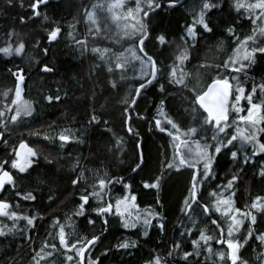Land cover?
<instances>
[{
	"label": "snow or ice",
	"instance_id": "6c2138e0",
	"mask_svg": "<svg viewBox=\"0 0 264 264\" xmlns=\"http://www.w3.org/2000/svg\"><path fill=\"white\" fill-rule=\"evenodd\" d=\"M47 2L48 0H32L28 7V18L42 17L44 21H48V15L40 11L41 6L47 7ZM6 3L9 7L13 6V0H6ZM182 6V0H130V3L126 0H105V5L94 2L82 6L81 15L88 25L87 35L82 39H74V46L85 49L89 38H100L96 17V10L100 7H105L111 20L120 29V38L110 40V46L97 45L90 49L91 53L106 64L109 74H122L119 80L108 82L110 89L121 86V81L126 79L123 73L132 62L139 65L138 76L131 82L132 90L121 101V127L131 144L129 150L125 151V139L117 137L115 148L109 149L110 163L122 172L130 171L137 175L148 169L151 174L142 181V188L154 192L155 196L153 204H145L141 208L137 203V195L130 191L131 184L125 182V176L115 175L106 169L89 170L80 164V158L69 157L73 161L69 170L73 190L80 189L81 184L85 188L78 196L73 213L65 215L64 223L59 218L48 217L52 219L53 230L48 233L51 239L43 241L38 250H32L28 264H57L58 259L60 264H102L99 257L92 259L88 255L100 239L98 235L74 240L68 238L71 233L66 234L65 229L71 228L72 221L76 218H83L88 225L93 226L99 220L102 230H107L112 220L117 219L122 228L136 229L144 237L149 236V228L155 220L158 231L165 232L167 221L158 210L164 207L160 193L174 176L185 178V194H182L178 202V211L184 221H187H182L176 231L181 239L185 236L189 238L191 250H184L182 244L173 239L170 247L163 252L153 251L143 264H201V257L204 264H209L210 260L212 264H249V259H245L243 253L251 248L250 240L259 241L260 249L254 252L252 264H264V232L257 233L254 227L257 225L258 215L264 221V193L250 197L243 208L237 206V191L245 167L253 168L254 176L264 180V83H253L249 91L239 82L238 76L234 75L246 72L256 62L258 54L264 57V0H233L230 7L236 14L247 15L252 26L250 34L245 33L241 37L237 35L234 26L226 28L229 39H235V47L231 48L230 54L224 52L226 59H221L215 65V75L210 74L208 79L211 82H205L203 87H189L190 73L184 69L193 59L205 61L198 64V68L212 67L206 62V57L199 55V50L213 47L201 44V41L216 35L217 24L211 17L222 10L221 0H193L191 21L185 24L182 35L171 41L165 33L155 35L154 39L162 49H173L169 57L170 64L163 65L160 54L150 55L145 50L146 42L153 38L155 32L150 27L153 17L159 15V11L165 7L176 11ZM20 7L23 8V4ZM19 22L27 23L24 16L19 17ZM61 33L62 27L57 24L47 31L45 39L50 42L57 41ZM17 35L14 29L6 31L5 43L0 46V54L7 58L5 62L12 64V68L6 69V76L3 78L11 80V87L5 85L0 91V143L4 144L8 143L4 138L10 137L17 128L30 127L31 123L36 122L38 103L53 105L71 100L66 92L61 95L60 88L41 91L39 101L35 103L25 98L29 95L26 89L27 81L31 79L30 73L34 70L42 75H55V65L47 62L48 48H40L39 41L35 45H26L23 41L15 43ZM68 35L72 36V33L69 32ZM219 45L223 47V42H219ZM29 47L37 48L39 59L26 50ZM192 49L197 50L195 55ZM14 54L21 58V64L13 63ZM161 80L173 87L178 94L187 93V99L183 102L188 104V108L175 111L189 112L193 117L192 126L181 127L169 114L172 110L170 100L175 97H170L166 103L164 97L168 89L164 83H160ZM233 81L236 82L235 88ZM155 84H159L161 99L155 105V114H150L146 122L151 121L150 131L157 129L159 133L166 134L165 145L170 139L172 152L170 156L165 154L163 160L158 156L155 168L149 169V159L144 147L147 141L133 128L135 121L132 112L138 107V99L143 90ZM242 100L247 103L246 109L238 106ZM107 114L101 112L97 115L93 111L86 122L87 126L98 127L101 123L106 124L107 121H103L101 117ZM209 131L212 133L210 137L206 134ZM28 135L35 137L36 142H58L60 149L73 140L77 143L84 142L76 139L70 128L52 133L32 130ZM117 153H122L124 158ZM226 154L230 158L228 163L235 165V171L229 172L224 182L215 183L213 187L207 182L214 181L217 177L215 169L220 167V158ZM40 159L38 150L30 146L22 136L17 137L9 159L0 158V196L9 188L13 190L12 200L0 198V216L9 218L12 222L11 227L0 226V245L8 244L10 236L15 232L17 221H24L27 227H35L37 220L45 219L43 216L26 214L29 209L21 208L20 200L36 202L42 193L35 190L46 186L49 189L48 201L55 202L51 183L45 185L42 181L32 179V173L37 171ZM43 160L49 169L53 167V160L58 162L57 157L49 159L44 156ZM9 168L16 170L21 180L29 179L34 185L33 191L17 190V180ZM41 175L50 177L51 173L46 171ZM117 184L123 185L124 195L114 202L111 199L105 200L110 186ZM93 200L102 201L103 206L92 207ZM93 213L96 220L91 218ZM195 217L205 218L207 225L200 227ZM208 225L215 234H209ZM140 226L143 227L142 232ZM137 243L136 240L123 239L115 247L130 249L137 247ZM213 243L219 246L215 250ZM67 252L72 254L68 255Z\"/></svg>",
	"mask_w": 264,
	"mask_h": 264
},
{
	"label": "trees",
	"instance_id": "16d2710c",
	"mask_svg": "<svg viewBox=\"0 0 264 264\" xmlns=\"http://www.w3.org/2000/svg\"><path fill=\"white\" fill-rule=\"evenodd\" d=\"M182 1L183 6L178 7L176 11L165 7L151 21L150 27L155 32L153 33V38L146 42L145 50L150 55L160 54L163 65L171 63L169 57L173 49H162L154 37L160 33H165L171 41L177 36L182 35L185 24L191 21L193 0ZM232 2L233 0H221L222 10L217 11L211 17L217 24V28L215 29L216 35L211 39L201 41V44H208L213 47L206 50L205 48L200 49L199 55L201 50L207 52L208 59L224 55V52H227V50H229L230 54L231 48L235 47V39H229L226 32V28L230 25L237 29V35L241 37L245 33L250 34L252 26L248 22L247 15L238 16L235 10L230 7ZM31 3L32 0H13V6L9 7L6 0H0V46H3L5 43L4 33L12 29L18 33L15 43L23 41L26 45L30 43L35 45L39 41L40 48L49 49V60L47 62L55 65V75H42L33 70L30 73L31 79L27 81L26 92L29 95H26V99L33 100L35 103L39 101L41 91L60 88L62 89L61 95L63 96L66 92L71 100L64 104L48 105L42 102L38 103L36 106V112L38 113L36 122L31 123L30 127L17 128L10 136L11 139L8 144L0 143V158L3 159H9L12 149L17 143L18 136H22L23 139L29 142L30 146L38 150L41 159L37 171L32 173V179L42 181L45 185L51 183L55 201L54 203L48 201L47 194L49 189L46 186L35 190L42 193L36 202L19 201L21 208L29 209V213L26 214L43 216L45 219L37 220L35 227H27L24 221H17L15 232L10 236L8 244L6 246L0 245V264H28L32 250H38L43 241L51 239L48 233L53 230L52 219H48V217L59 218L64 223L65 215L73 213L74 205L78 202V196L82 194L85 185L81 184L80 189L73 190L69 175L70 165L73 161L69 160V157L80 158V164L86 166L89 170L106 169L115 175L129 173L130 181L128 183L132 186L130 191L137 195V203L141 205V208L145 204H153L155 196L154 192H149L147 189L142 188V181L147 179L148 175L151 174L148 169L137 175L130 171L122 172L118 167L111 166L110 163L111 153L109 149L115 148L114 142L117 137L125 139V151L129 150L131 144V141L121 127V101L131 92L133 87V83L131 82L138 76L139 65L132 62L128 70L123 73L126 78L125 81H121V86L113 90L110 89L108 82L113 79L119 80L122 74L119 72L109 74L106 64L91 53L90 49L97 45L101 47L110 46V40L119 39L120 29L118 25L111 20L105 8L99 9L97 19L100 28V38H89L87 48L81 49L75 47L73 43L74 39H82L84 35H87L88 25L81 15L83 12L82 6L90 5L93 3V0H48L47 7L41 6L40 8L42 13L48 15V21H44L42 17L28 18L30 16L28 7ZM20 4H23V8L20 7ZM20 16L25 17L26 24L19 22ZM57 24L62 27V33L57 38V41L50 42L45 39L46 33ZM69 25H74V27H69ZM69 32L72 33V36L68 35ZM221 41L223 42V47L219 45ZM176 43L178 44L179 41ZM26 50L31 52L33 56H36L37 59L40 58L36 47H29ZM191 51L194 55L197 52L196 49H192ZM6 59L0 54V91L3 90L5 85L11 87V80L3 79L6 76V69L12 68L11 63L5 62ZM204 62V60L197 61L193 59L191 64L185 67L184 71L190 73L189 87H203L205 82H211L208 76L210 74L215 75V65L218 63H210L207 60L206 62L212 65L211 68L203 69L196 67L198 64ZM13 63L21 64V58L15 57L14 54ZM205 71H208V73L205 74ZM200 75V81L195 82L196 77ZM234 75L238 76L239 82L249 91L253 83H264V57L258 54L256 62L246 72ZM160 83H164L168 89L164 97L166 103L169 102L170 97H175V99L170 100L172 110L169 111V114L181 124V127L185 125L192 126L193 117L189 112L175 111V109L182 110L188 108V104L183 102L187 99V93L178 94L164 80H161ZM233 87H236L235 81H233ZM160 99L159 84L150 85L143 90L141 97L138 99V107L132 112L135 121L132 125L133 128L138 130L140 136L147 141L144 147L149 159V169L155 168L158 156L159 159H164L163 152L168 156L172 152L170 139L168 144L165 145L164 137L166 134L159 133L157 129L150 131L151 121L146 122V118L150 114H155V105ZM101 105H103V108H101ZM238 106L246 109L247 103L242 100ZM93 111L97 115L101 112H107V115L101 117L107 123H101L98 127L87 126L86 122ZM137 114L139 118H137ZM39 121L42 124L38 125ZM63 128H70L76 139L83 140L84 142L77 143L76 140H73L69 144L64 145L63 149H60L58 142H36L35 137L28 135L32 130H42L52 133L53 131L59 132ZM109 129H111V132H109ZM206 134L209 137L212 135L210 131ZM153 139L161 140L158 143L159 146ZM110 141L111 143H109ZM127 147L128 150H126ZM162 147H164V150L161 149ZM237 148H239L238 142ZM117 155L122 159L124 158L122 153H117ZM44 156H48L49 159L57 157L58 162L57 160H53V167L49 169L43 160ZM229 159L227 154L220 158V167L215 169L217 177L214 178V181H208V184L214 187L215 183L224 182L229 172L235 171V165L228 163ZM46 171L51 173L50 177H43L41 175ZM254 171L251 167H245L244 169L242 182L237 191L238 207L243 208L250 197L264 193V180H261L258 176H254ZM14 172V178L17 180V190L22 192L33 191V183L29 179L21 180L20 174L16 170ZM86 175H89V173H86ZM115 190L120 194L125 193V191L119 192V185L115 187ZM161 193L164 196L165 206L163 210H158H161L167 221L165 232L163 233L159 232L156 228L157 222L155 220H153L152 226L149 228L148 237L140 235L136 229L122 228L121 223L117 219L112 220L107 230H102L100 221L96 220V216L93 213L91 218L96 220L94 226L88 225L87 221L83 218H76L72 221L71 228L66 227V234L71 233L68 237L70 240L85 236L91 237L93 234L98 235L100 239L91 248L88 255L92 259L99 257L102 264H143L144 260L153 251L163 252L170 247L173 239L180 242L184 250H191L189 238L185 236L181 239L179 233L176 231V228L180 226L182 221L187 223L178 211V202L181 200L182 194H185V178L174 176L164 185L163 192L161 191ZM107 195L104 197L105 200L109 199ZM2 198L12 200L13 190L9 188ZM97 206H103V202L93 200L92 207ZM88 211L90 212L91 209H88ZM195 219L200 227H204L208 223L202 217H195ZM11 224L12 222L9 218L0 216V226L8 225L11 227ZM208 227L209 234H215L211 226L208 225ZM254 227L257 233L264 232V221L260 219L259 215L257 225ZM140 231H143L142 226H140ZM123 239L136 240L138 242L137 247L117 249L115 245ZM192 239H195V237H192ZM249 244L251 248L247 252H244L243 256L245 259H249V264H252L251 258H253L254 252L260 250L259 241L250 240ZM212 247L215 250L219 246L213 243ZM220 250L223 249L221 248ZM241 251L243 252V249ZM66 254L71 255L72 253L67 252ZM200 259L201 264H204L203 258L201 257ZM57 264H60L59 259ZM209 264H212L211 260Z\"/></svg>",
	"mask_w": 264,
	"mask_h": 264
},
{
	"label": "rangeland",
	"instance_id": "374dc122",
	"mask_svg": "<svg viewBox=\"0 0 264 264\" xmlns=\"http://www.w3.org/2000/svg\"><path fill=\"white\" fill-rule=\"evenodd\" d=\"M130 0H126V2H129ZM97 3V4H100V5H105V0H93V3ZM101 8H105V7H100V8H98L97 10H96V17L98 16V13H99V9H101ZM98 20V19H97ZM205 50H206V48H205ZM205 50H201L200 51V55L202 56V57H207V60H209V62L211 63H219L220 62V60L221 59H226L225 58V56L222 54V55H219L217 58H213V59H208L209 57H208V55H207V52H204ZM226 51V50H225ZM227 52L229 53V50H227ZM206 60V61H207ZM209 64V63H208ZM211 65V64H210ZM208 73V71H205V74H207ZM200 77H201V75L198 77H196V79H195V82H198V81H200ZM25 98H27V97H25ZM40 124H42V122H38V125H40ZM6 139H7V141H8V143L10 142V137H6ZM154 140V142L158 145V143L159 142H161V140H156V139H153ZM7 143V144H8ZM159 146V145H158ZM162 150H164V147H162L161 148ZM126 150H128V147L126 148ZM164 153V156H165V152H163ZM12 170V169H11ZM12 173H13V175L15 176V172H14V170H12ZM132 173V172H131ZM130 174L128 173V174H125V175H123V176H125L126 177V183H128V181H130V176H129ZM119 185V187H120V191L119 192H124L125 190H124V188H123V185L122 184H118ZM118 185H114V186H110V192L108 193L109 194V197H111V200L114 202L115 201V199H117V198H120L121 196H122V194H120V193H117L116 192V190H115V187L116 186H118ZM163 189H164V187H163ZM162 192H163V190H162ZM124 195V194H123ZM108 196V195H107ZM160 200H161V202L163 203V205L165 206V200H164V196H162V193H161V195H160ZM163 209H164V207H163ZM163 209H161V210H163ZM160 210V211H161Z\"/></svg>",
	"mask_w": 264,
	"mask_h": 264
},
{
	"label": "water",
	"instance_id": "95a60500",
	"mask_svg": "<svg viewBox=\"0 0 264 264\" xmlns=\"http://www.w3.org/2000/svg\"><path fill=\"white\" fill-rule=\"evenodd\" d=\"M9 171H12L11 169H8ZM13 174V173H12ZM14 176V175H13ZM110 192V191H109ZM0 198H2V196H0ZM108 198L110 199V197H109V194H108Z\"/></svg>",
	"mask_w": 264,
	"mask_h": 264
},
{
	"label": "flooded vegetation",
	"instance_id": "af4514ba",
	"mask_svg": "<svg viewBox=\"0 0 264 264\" xmlns=\"http://www.w3.org/2000/svg\"><path fill=\"white\" fill-rule=\"evenodd\" d=\"M74 44V43H73ZM76 47V46H75Z\"/></svg>",
	"mask_w": 264,
	"mask_h": 264
},
{
	"label": "bare ground",
	"instance_id": "6f19581e",
	"mask_svg": "<svg viewBox=\"0 0 264 264\" xmlns=\"http://www.w3.org/2000/svg\"><path fill=\"white\" fill-rule=\"evenodd\" d=\"M183 2V1H182Z\"/></svg>",
	"mask_w": 264,
	"mask_h": 264
}]
</instances>
